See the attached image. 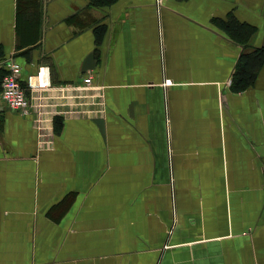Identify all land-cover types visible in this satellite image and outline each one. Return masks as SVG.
Here are the masks:
<instances>
[{
	"label": "crops",
	"instance_id": "1",
	"mask_svg": "<svg viewBox=\"0 0 264 264\" xmlns=\"http://www.w3.org/2000/svg\"><path fill=\"white\" fill-rule=\"evenodd\" d=\"M230 17L264 49V0H0L31 104L0 97V264H264V60L231 89Z\"/></svg>",
	"mask_w": 264,
	"mask_h": 264
},
{
	"label": "built area",
	"instance_id": "2",
	"mask_svg": "<svg viewBox=\"0 0 264 264\" xmlns=\"http://www.w3.org/2000/svg\"><path fill=\"white\" fill-rule=\"evenodd\" d=\"M7 70L3 76L1 83L0 97L3 103L9 109L17 112L21 115L29 114L31 109L30 99L26 94V88L21 83L20 73L21 66L15 60L7 61L5 64ZM36 82L32 81L31 77L26 80V85L31 89H39L46 84L45 79L42 78V74L36 75ZM49 78V73L47 74ZM47 78V80H48ZM48 82V81H47ZM92 75L89 74L82 79V88H89L92 86ZM101 95V94H100ZM40 112L37 116V122H40ZM40 124V123H39ZM41 129V127H40Z\"/></svg>",
	"mask_w": 264,
	"mask_h": 264
},
{
	"label": "trees",
	"instance_id": "3",
	"mask_svg": "<svg viewBox=\"0 0 264 264\" xmlns=\"http://www.w3.org/2000/svg\"><path fill=\"white\" fill-rule=\"evenodd\" d=\"M233 18L224 19V24L231 25V36L243 46V51L239 57L238 66L233 74L231 88L234 91L245 90L250 86L255 79V76L260 68L261 62L264 60V49L255 48L252 52H245V44L251 36V33L247 32L244 23L235 22L233 24ZM231 21V22H230Z\"/></svg>",
	"mask_w": 264,
	"mask_h": 264
},
{
	"label": "rangeland",
	"instance_id": "4",
	"mask_svg": "<svg viewBox=\"0 0 264 264\" xmlns=\"http://www.w3.org/2000/svg\"><path fill=\"white\" fill-rule=\"evenodd\" d=\"M232 89V88H231ZM233 90V89H232ZM234 91V90H233Z\"/></svg>",
	"mask_w": 264,
	"mask_h": 264
}]
</instances>
